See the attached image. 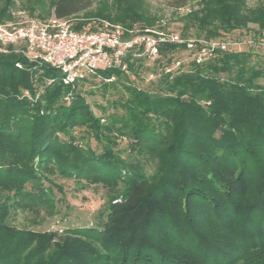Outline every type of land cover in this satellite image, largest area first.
I'll use <instances>...</instances> for the list:
<instances>
[{
  "label": "trees",
  "instance_id": "obj_1",
  "mask_svg": "<svg viewBox=\"0 0 264 264\" xmlns=\"http://www.w3.org/2000/svg\"><path fill=\"white\" fill-rule=\"evenodd\" d=\"M243 2L206 1L192 16L205 34L196 39L227 49L197 63L185 45H163L153 60L160 72L150 71L157 74L149 81L153 93L128 84L147 59H129L131 74L107 69L101 81L66 86L58 70L0 53V264H264V90L255 83L261 72L247 67L249 53L224 39L250 23L264 31V4L244 10ZM12 5L0 0V22ZM92 6L56 0L54 16L69 19ZM92 16L134 27L130 13ZM178 52L190 61L168 58ZM178 60L181 66L166 73ZM94 82L102 91L122 84L126 97L114 105L120 113H94L79 90ZM77 128L102 152L77 143ZM122 140L136 162L121 157ZM54 177L103 184L115 195L93 227L58 233L14 224L21 214L35 224L57 214Z\"/></svg>",
  "mask_w": 264,
  "mask_h": 264
},
{
  "label": "rangeland",
  "instance_id": "obj_2",
  "mask_svg": "<svg viewBox=\"0 0 264 264\" xmlns=\"http://www.w3.org/2000/svg\"><path fill=\"white\" fill-rule=\"evenodd\" d=\"M13 5L9 10V18L2 21L4 24L12 22H20L24 19L38 18L49 19L54 16L53 4L56 0H12ZM207 0H93V6L90 10L82 12L76 16L69 18L71 24L88 26L89 24H98L105 19L97 18L92 15L109 14L113 19L122 17L126 13L132 15L130 19L133 26H148L154 30L184 35L185 39H196V37H205L204 32L192 21V16H200L206 7ZM244 10L257 9L264 4V0H244ZM130 9V10H129ZM132 11V12H131ZM19 13H23L24 18L19 17ZM133 15L141 16L140 20ZM91 16V18H90ZM109 22V21H108ZM113 23V22H111ZM86 24V25H85ZM119 24V23H114ZM226 41H232L231 49L235 52L249 53V68H255L261 72V76L255 80L264 90V31L257 24H248L243 29H238L231 34L226 35ZM3 55L19 54L17 50L12 49L9 53L0 52ZM173 60L178 57L184 59L186 63L190 61L189 53L178 52L169 55ZM140 76L131 75L128 84L133 87L157 92V88L152 86L148 81V74L153 69L158 70V64L155 65L153 60L144 62ZM188 67V66H187ZM170 69L175 70L171 67ZM157 77V76H156ZM155 77V78H156ZM154 78V79H155ZM150 84V85H149ZM79 90L82 91L87 102L92 107L94 113L99 117H108L112 113H120L115 109V102L126 97L125 90L120 85H111L106 91H102L99 83H87L81 85ZM37 97L29 98L36 101ZM77 137V143L84 148H92L97 153L102 152V146L84 129L77 128L74 131ZM121 157L129 163L136 162L135 156L129 153L128 142L122 140L117 147ZM147 171L152 173V167L147 166ZM55 184L61 190L55 188V200H57V214L46 218L42 223L35 224L25 215L21 214L13 223L20 228H30L34 231L41 232H58L61 233L66 229L93 227L101 211L108 207L109 201L115 195L110 187L99 185H88L87 182L76 181L74 179L52 178ZM48 185V183H47Z\"/></svg>",
  "mask_w": 264,
  "mask_h": 264
},
{
  "label": "built area",
  "instance_id": "obj_3",
  "mask_svg": "<svg viewBox=\"0 0 264 264\" xmlns=\"http://www.w3.org/2000/svg\"><path fill=\"white\" fill-rule=\"evenodd\" d=\"M19 17L24 18L23 13ZM69 19L53 16L49 19L30 18L20 22L4 24L0 22V52L17 50L30 63L48 65L58 70L61 81L66 86L90 80H103L100 71L119 69L131 74L128 60H156L161 57V47L167 44L185 45L197 63L216 48L226 50L228 43L206 42L185 39L180 35L154 30L151 27L126 28L120 24L103 21L76 29ZM181 61L167 66L166 73L178 69ZM22 68V64H17ZM156 73L148 74V81L154 80ZM115 77L106 79L114 81ZM54 82L49 79L48 84ZM25 96L32 98L28 91ZM39 97V95H38ZM67 102L70 96L65 98Z\"/></svg>",
  "mask_w": 264,
  "mask_h": 264
}]
</instances>
